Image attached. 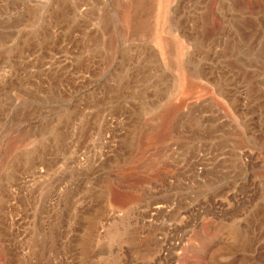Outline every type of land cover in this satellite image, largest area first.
Wrapping results in <instances>:
<instances>
[{"label": "rangeland", "instance_id": "rangeland-1", "mask_svg": "<svg viewBox=\"0 0 264 264\" xmlns=\"http://www.w3.org/2000/svg\"><path fill=\"white\" fill-rule=\"evenodd\" d=\"M143 2L0 0V264H264V0Z\"/></svg>", "mask_w": 264, "mask_h": 264}, {"label": "bare ground", "instance_id": "bare-ground-1", "mask_svg": "<svg viewBox=\"0 0 264 264\" xmlns=\"http://www.w3.org/2000/svg\"><path fill=\"white\" fill-rule=\"evenodd\" d=\"M144 0H137V5H139L140 6V4L143 2ZM159 1V3H160V7H158V10H159V14H157V15H159L158 17H159V21L158 22H161L165 17V0H158ZM167 1H170V0H167ZM147 2V1H146ZM133 3V2H132ZM144 3V2H143ZM157 3V2H156ZM159 3H157V4H159ZM167 3V2H166ZM148 4V3H147ZM150 4H151V2H150ZM156 4V5H157ZM146 5V4H145ZM167 5V4H166ZM148 6V5H147ZM141 7H142V5H141ZM138 9V8H137ZM136 9V10H137ZM144 9V8H143ZM145 9H147V8H145ZM168 11V10H167ZM153 12V11H152ZM151 12V13H152ZM169 12V11H168ZM134 13V12H133ZM153 14H155V12H153ZM168 14V13H167ZM156 15V16H157ZM167 17V16H166ZM169 17V16H168ZM136 18V17H135ZM124 19H128V15H127V13H126V15H124V17H123V20ZM166 20V22L165 23H167V22H169V19H165ZM138 23H141V24H139L138 26H140V28H144L145 27V25H146V23H144V22H141V20H140V22H138ZM137 23V24H138ZM135 24V23H134ZM133 24V25H134ZM136 24V25H137ZM159 24V23H158ZM162 24V23H161ZM150 25V24H149ZM147 26V25H146ZM168 26V25H167ZM137 27V26H136ZM155 27V29H156V25L154 26ZM147 28H148V26H147ZM147 28L145 29V30H147ZM153 28V27H152ZM151 28V29H152ZM158 28V27H157ZM169 28H171L172 29V27H169ZM139 30V29H138ZM156 30H159V29H156ZM137 30H135V32H136ZM123 32V31H122ZM155 32V31H154ZM158 31H156L155 33H157ZM173 31H171V33H172ZM174 33V32H173ZM172 33V34H173ZM154 41H155V43L158 45V47L160 48V50H161V52L163 53V54H166V51H168V52H171V51H169V50H171V48H172V44L171 43H169V41H167V40H169V39H163V38H161V36H160V33L158 32L157 34H155L154 35ZM181 40V39H180ZM171 42V41H170ZM179 42V41H178ZM181 42H183L182 40H181ZM180 42V43H181ZM174 43V42H173ZM183 44V43H182ZM175 45V44H174ZM173 45V46H174ZM170 46H171V48H170ZM168 47L170 48L169 50H168ZM182 47V46H181ZM180 47V48H181ZM185 47V46H184ZM182 49H184L183 47H182ZM181 50V49H180ZM170 54V53H169ZM169 56V55H168ZM194 77H195V75H194ZM183 81V80H182ZM193 83V82H192ZM192 86V85H191ZM190 89V88H189ZM26 133V132H25ZM23 135H25V136H27V134H24L23 133ZM156 207H161V205H158V206H156ZM155 207V208H156ZM114 235V234H113ZM113 237V236H112ZM114 238V237H113ZM21 244V243H20ZM13 246H14V244H12ZM23 245H24V243H23ZM26 245H28V243H26L25 244V246ZM0 246H3L5 249L6 248H8L9 246H10V244L9 243H6V242H2V243H0ZM16 246V245H15ZM19 246H21V245H19ZM23 248V247H22ZM24 248H27V247H24ZM24 250V249H23ZM26 250V249H25ZM18 257H19V259H20V263L19 264H24V262L26 261V262H28V261H30V259L29 260H27V258H28V256H30V255H28V251L26 252H22L21 254H18L17 255ZM17 257V258H18ZM19 259H18V261H19ZM10 260H12V258L10 259ZM24 261V262H23ZM22 262V263H21ZM32 264H33V262H32Z\"/></svg>", "mask_w": 264, "mask_h": 264}, {"label": "built area", "instance_id": "built-area-1", "mask_svg": "<svg viewBox=\"0 0 264 264\" xmlns=\"http://www.w3.org/2000/svg\"><path fill=\"white\" fill-rule=\"evenodd\" d=\"M224 1L225 0H201V4H202L201 7L203 8L204 11H206L209 7V3L216 2V4H218L219 6ZM227 1L230 2L231 4H255L257 0H227Z\"/></svg>", "mask_w": 264, "mask_h": 264}]
</instances>
